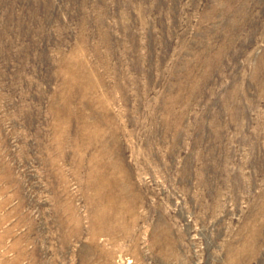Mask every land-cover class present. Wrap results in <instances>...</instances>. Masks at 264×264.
I'll return each mask as SVG.
<instances>
[{
    "label": "rangeland",
    "instance_id": "1",
    "mask_svg": "<svg viewBox=\"0 0 264 264\" xmlns=\"http://www.w3.org/2000/svg\"><path fill=\"white\" fill-rule=\"evenodd\" d=\"M0 264H264V0H0Z\"/></svg>",
    "mask_w": 264,
    "mask_h": 264
}]
</instances>
